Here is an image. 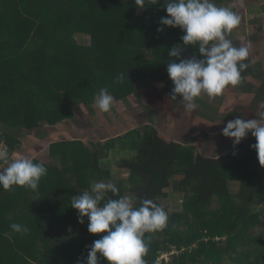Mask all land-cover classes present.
<instances>
[{"label": "trees", "instance_id": "obj_1", "mask_svg": "<svg viewBox=\"0 0 264 264\" xmlns=\"http://www.w3.org/2000/svg\"><path fill=\"white\" fill-rule=\"evenodd\" d=\"M163 3L146 0L138 16L134 0H0V80H4L0 81V145L7 147L10 156L23 151L21 144L33 136H42L46 125L74 117L78 106H71L73 99L94 103L107 84L118 99L128 97L136 90L134 85L155 82H165L171 92L174 85L167 65L176 58L169 57L168 49L182 45L184 33L171 26L157 31L160 18L168 15ZM215 4L225 5L224 0ZM230 9L236 13L234 6ZM79 33L89 35L90 43H79ZM181 55L203 58L194 45L186 46ZM244 63L248 67L241 78L264 74L250 55ZM256 91H264V80ZM200 101L202 96L194 102ZM26 132L31 136L24 140ZM52 138L48 161L34 157L42 144L29 143L25 148L35 162L47 168L40 180L42 191L27 192L14 185L8 201L0 193V235L12 238L0 250V264H77L84 260L89 246L74 247L62 229L88 224L87 217L83 224L79 222L78 210L70 201L74 195L91 191L99 181L114 183L120 196L129 193L135 207L143 199H152L167 212V226L157 230L154 239V233H145L147 264H158L159 253L173 247L185 250L174 251L169 264H223L227 259L233 264H264V166H253L258 160L251 148L256 143L254 136L243 139L229 153L212 157L199 152L192 142L166 138L154 125L146 124L106 142L113 151L134 152L132 158L117 160L118 167L128 173L120 180L110 166L102 164L100 150L92 151L84 139ZM87 156L92 160L82 162ZM188 183L196 187L186 201L193 217L183 219L180 213H171L165 202L167 189L178 190ZM53 190L56 194L49 197ZM109 198L119 196L106 192L101 203ZM255 201L260 206L252 211L250 205ZM12 223L25 225L29 231L15 232ZM105 234L89 232L84 241L92 244ZM102 259L101 264H108Z\"/></svg>", "mask_w": 264, "mask_h": 264}, {"label": "clouds", "instance_id": "obj_2", "mask_svg": "<svg viewBox=\"0 0 264 264\" xmlns=\"http://www.w3.org/2000/svg\"><path fill=\"white\" fill-rule=\"evenodd\" d=\"M134 3L138 9L146 6V0H134ZM147 3L158 4L160 0H147ZM161 6L168 15L160 18L161 27L157 31L163 32V26H171L179 27L184 33L183 44L168 49L169 57L176 58L167 65V73L174 85L170 94L172 100H177L179 95L185 109L191 111L196 108L194 101L202 93L214 98L227 86L241 82V73L248 67L244 61L249 56L250 46H234L228 38L240 23L239 15L228 7H218L214 0H164ZM188 45L196 46L203 58L182 57V51ZM113 105V95L107 88H101L95 97V106L108 112ZM257 117L238 116L226 123L222 134L233 138L235 148L250 132L256 138L251 148L256 150L259 163L264 166V111ZM0 163L7 165L0 168V188L4 190L18 185L35 191L47 174L43 162H35L27 156H10L2 149ZM109 191L119 198H109L101 203ZM119 193L120 189L114 183L96 182L91 191L72 196L70 205L78 210L79 222L83 224L87 217L90 233H106L89 246L87 257L77 264H100L101 258H106L108 264H146L145 233L165 228L168 214L152 199H143L139 207H135L128 196ZM10 227L18 233L29 231L27 226L19 223H12Z\"/></svg>", "mask_w": 264, "mask_h": 264}, {"label": "rangeland", "instance_id": "obj_3", "mask_svg": "<svg viewBox=\"0 0 264 264\" xmlns=\"http://www.w3.org/2000/svg\"><path fill=\"white\" fill-rule=\"evenodd\" d=\"M217 1L214 0V3ZM224 3V7L234 6L236 14L240 17L239 25L228 34V38L232 41H238L237 47L250 46L249 55L259 65V70H264V0H224ZM143 10L144 8L137 9L136 14L140 16ZM238 28L245 30L246 33L239 31ZM76 38L81 44L90 43V36L87 34H76ZM260 77L248 76L241 78L238 85L227 86L220 96L214 98L202 93V101L200 103L194 102L196 108L191 111L185 109L184 102L178 97L177 100L170 98L171 92L167 90L165 82H155L152 85L143 86L133 84L136 90H133L128 97L118 99L113 96L114 105L108 112H102L95 106V102H88L84 98L73 99L71 106L75 109L78 106L76 110L73 108L75 110L74 117L58 122L55 126L46 125L41 129L42 136L41 134L33 136L32 141H26L28 142L26 145L25 142L22 143V148H20L25 152V148L30 147L29 143L42 144L39 155L35 154L34 157L48 161L49 143L53 140L52 137L84 139L92 151L97 148L100 150V158L103 159L102 164L110 166L116 179L120 180L125 178L128 173L120 169L116 162L122 156L132 158L134 152L119 150L118 148L113 151V146L106 145L107 140L135 128L142 129L146 124H152L166 138L182 144L192 142L199 152L207 156H222L233 149V138L225 137L222 134V129L226 126V123L238 116L245 119L258 118L257 114L264 111V91H256L261 88L264 74ZM107 85L106 88L109 90L111 84ZM109 94L114 95L113 92H109ZM250 135L249 132L247 137ZM29 136L31 135L26 132L27 138H24V140H27ZM20 152L22 153V151H19L17 156ZM28 155L29 158H33L30 154ZM89 160H92L91 156H87L82 162L86 163ZM253 166L259 167V160L253 162ZM23 188H26L27 192L33 191L27 187ZM35 191H42V183L39 182L38 189ZM167 191L168 199L165 203L169 207L168 210L171 213H180L183 219L192 218L193 213L190 207H186V201L193 197L196 191L195 185L192 183L183 184L179 186L178 190L169 188ZM0 193L3 199L8 201L12 190L0 188ZM54 194H56V191L53 190V192L48 193V196L52 197ZM128 197L133 202V198L130 197L129 193ZM259 206L260 203L255 201L250 205V208L254 211ZM194 220L196 221V218ZM178 222L183 224L185 221L180 220ZM62 231L72 238L71 242L75 244L74 247L79 248L81 246L83 248L91 245V243L84 241L89 233L88 224L80 225L78 229L66 225ZM152 233L154 235L151 236V239H154L157 232ZM9 239H12L9 235H0V250L4 249V244L8 243ZM18 243L22 247L26 245L21 242ZM172 250L159 253L157 263H171L173 252L179 254L185 248L179 250L177 247H173ZM103 261L101 258L100 264ZM223 264L233 263L227 259Z\"/></svg>", "mask_w": 264, "mask_h": 264}, {"label": "crops", "instance_id": "obj_4", "mask_svg": "<svg viewBox=\"0 0 264 264\" xmlns=\"http://www.w3.org/2000/svg\"><path fill=\"white\" fill-rule=\"evenodd\" d=\"M51 142H52V140L50 141V143H51ZM50 143H49V144H50ZM24 154H27V153L24 152V151H22V153L20 152V154H18V156H19V155H22V156H23ZM15 156H17V154L14 155V157H15ZM3 167H6V165H5V164H2V165L0 166V168H3Z\"/></svg>", "mask_w": 264, "mask_h": 264}, {"label": "built area", "instance_id": "obj_5", "mask_svg": "<svg viewBox=\"0 0 264 264\" xmlns=\"http://www.w3.org/2000/svg\"><path fill=\"white\" fill-rule=\"evenodd\" d=\"M0 149H2V150H6V151H7V147H6L4 144H1V145H0Z\"/></svg>", "mask_w": 264, "mask_h": 264}]
</instances>
